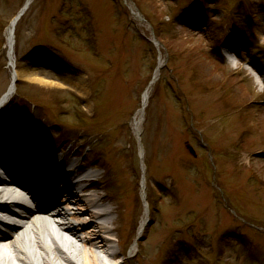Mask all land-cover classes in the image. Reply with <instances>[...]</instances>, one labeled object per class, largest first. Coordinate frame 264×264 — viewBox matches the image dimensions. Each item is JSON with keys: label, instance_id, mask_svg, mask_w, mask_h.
<instances>
[{"label": "rangeland", "instance_id": "1", "mask_svg": "<svg viewBox=\"0 0 264 264\" xmlns=\"http://www.w3.org/2000/svg\"><path fill=\"white\" fill-rule=\"evenodd\" d=\"M25 2L0 0V99ZM13 56L20 81L52 83H17L1 140L97 174L105 263L264 264V0H33Z\"/></svg>", "mask_w": 264, "mask_h": 264}, {"label": "bare ground", "instance_id": "2", "mask_svg": "<svg viewBox=\"0 0 264 264\" xmlns=\"http://www.w3.org/2000/svg\"><path fill=\"white\" fill-rule=\"evenodd\" d=\"M32 1L27 0L26 6L29 7ZM131 10L133 9L131 8ZM20 19L17 21L12 19L6 29L5 44L10 49H13V35ZM11 69H14V72L12 70L11 80L13 78L17 81L22 77L16 72L14 65L11 66ZM157 77L158 75L156 74L154 81H156ZM23 80L34 82L39 86H46L52 83L44 77L35 75H26ZM15 84L13 86L10 85L9 89L1 97L0 110L4 108L5 104L12 97ZM151 86L143 95L142 104L144 108L147 105ZM141 113L139 110L138 114L142 115ZM138 126L139 123L135 120L134 128L136 131ZM2 137L3 134L0 131V139ZM7 138L9 139V136ZM7 142L10 143L9 140ZM19 146L24 151L23 162L25 169L18 167L15 162L9 164L10 170L14 172L13 177L10 179L12 181L9 183L14 182L24 188L30 189L29 183L37 181L47 185L48 194L46 193V195L49 198H53L54 196L62 198L61 202L66 205V209H71L72 211L69 219L77 224L75 230L79 235V241L84 247L82 264H105L100 257V253L107 255L109 258H116L120 252L111 245V241L114 236L112 233L117 230V227L115 226V220L111 218L113 210L103 206L106 196L100 195L98 192L104 186L96 179L97 174L86 171L81 172L80 167L82 164L68 160V155L58 156L55 153H49L50 146L48 144L38 146L37 143L25 141L17 145L15 144V148ZM41 150L42 153H39ZM5 153V151L2 152V155H9L8 152ZM15 153L18 152L15 151ZM8 181L0 180V184H6ZM143 185L145 184L143 183ZM60 186L62 188L58 189L57 187ZM45 201L46 198L42 200L43 203ZM23 212L26 213V209ZM23 212L22 215H18L9 209L8 206L0 205L1 264H77L75 259L62 250L56 249L52 251L40 241H31L25 249L21 248V223L26 218L29 220L26 217L27 214H23ZM63 215L66 214L63 213ZM146 217L147 212L139 226V235L144 229ZM14 234L17 236L13 239L12 235ZM135 247L136 245H134L133 249Z\"/></svg>", "mask_w": 264, "mask_h": 264}]
</instances>
